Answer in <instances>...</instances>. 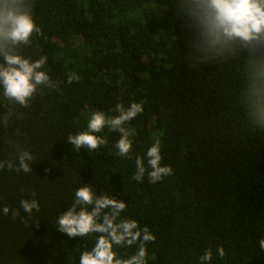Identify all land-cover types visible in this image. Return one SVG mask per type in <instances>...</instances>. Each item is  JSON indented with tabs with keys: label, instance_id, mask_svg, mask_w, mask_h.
<instances>
[{
	"label": "trees",
	"instance_id": "1",
	"mask_svg": "<svg viewBox=\"0 0 264 264\" xmlns=\"http://www.w3.org/2000/svg\"><path fill=\"white\" fill-rule=\"evenodd\" d=\"M29 3L42 34L17 52L46 56L42 70L54 86H39L27 107L0 89V264H80L99 234L72 238L58 219L83 186L124 201L120 218L155 236L146 264H201L206 250L207 264H264V128L256 120L264 38L212 49L194 0ZM70 74L78 79L68 83ZM133 103L143 111L125 125L133 133L127 156L107 126L95 133L105 140L96 150L68 144L93 113L115 117L117 105ZM156 143L172 173L153 183L147 151ZM24 151L33 157L28 173L15 170ZM138 157L141 181L133 179ZM32 199L40 209L29 214L21 201ZM115 251L127 259L138 245Z\"/></svg>",
	"mask_w": 264,
	"mask_h": 264
},
{
	"label": "clouds",
	"instance_id": "2",
	"mask_svg": "<svg viewBox=\"0 0 264 264\" xmlns=\"http://www.w3.org/2000/svg\"><path fill=\"white\" fill-rule=\"evenodd\" d=\"M198 19L203 28V36L212 49L227 48L236 41L249 45L264 38V0H194ZM34 34H42L31 14L29 0H0V89L5 100L27 107L29 100L37 92L39 86L53 87L48 74L43 71L47 57L42 56L30 61L18 54L17 49L31 43ZM77 76L69 75L68 83L77 80ZM119 115L106 117L102 112L91 115L88 131L71 135L68 144L81 148L96 150L105 143L102 137L95 135L106 126L119 131L121 138L117 142L120 155L127 156L132 149L130 136L133 133L125 125L142 113L141 104L133 103L125 110L122 104L115 109ZM256 120L264 128V109L258 110ZM7 121L5 120V123ZM148 173L151 182L160 181L170 175L172 169L162 166L159 143L147 151ZM16 171L28 173L33 171L29 161L33 159L30 152H21ZM137 174L133 179L141 181L146 172L143 158H137ZM4 163L0 162V168ZM13 168L11 162L7 163ZM35 193L32 196L35 197ZM21 207L29 214L40 205L36 199L22 200ZM127 204L113 196H97L91 186H83L76 190L72 207L58 219V230L72 238L84 237L90 233L99 234L94 247L80 255V264H146L148 255L146 244L155 240L147 227L142 230L137 221L121 219ZM11 209L5 206L3 214L8 215ZM13 216L18 212H13ZM264 251V238L258 241ZM138 245V251L130 258L118 257L115 248ZM221 257L225 255L223 247L217 249ZM212 260V251L206 250L200 257L201 264Z\"/></svg>",
	"mask_w": 264,
	"mask_h": 264
}]
</instances>
